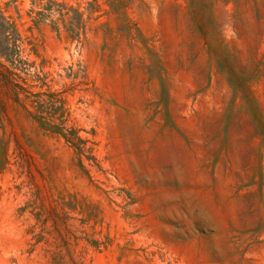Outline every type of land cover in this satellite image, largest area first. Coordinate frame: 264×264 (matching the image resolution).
<instances>
[{"label":"rangeland","instance_id":"obj_1","mask_svg":"<svg viewBox=\"0 0 264 264\" xmlns=\"http://www.w3.org/2000/svg\"><path fill=\"white\" fill-rule=\"evenodd\" d=\"M0 264H264V0H0Z\"/></svg>","mask_w":264,"mask_h":264},{"label":"trees","instance_id":"obj_2","mask_svg":"<svg viewBox=\"0 0 264 264\" xmlns=\"http://www.w3.org/2000/svg\"><path fill=\"white\" fill-rule=\"evenodd\" d=\"M5 31H6L5 29H1V28H0V34H4Z\"/></svg>","mask_w":264,"mask_h":264}]
</instances>
